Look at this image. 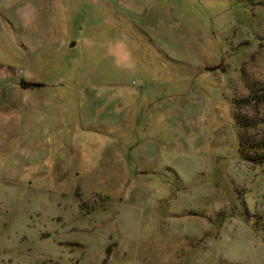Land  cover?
I'll use <instances>...</instances> for the list:
<instances>
[{"label": "rangeland", "instance_id": "obj_1", "mask_svg": "<svg viewBox=\"0 0 264 264\" xmlns=\"http://www.w3.org/2000/svg\"><path fill=\"white\" fill-rule=\"evenodd\" d=\"M247 82L264 0H0V264H264Z\"/></svg>", "mask_w": 264, "mask_h": 264}, {"label": "trees", "instance_id": "obj_2", "mask_svg": "<svg viewBox=\"0 0 264 264\" xmlns=\"http://www.w3.org/2000/svg\"><path fill=\"white\" fill-rule=\"evenodd\" d=\"M249 94L234 99V119L241 129L239 134V152L243 160L252 163H264V86L247 82ZM240 109L245 110L243 113ZM251 111V115L247 113ZM250 113V112H249ZM255 129L257 134H252Z\"/></svg>", "mask_w": 264, "mask_h": 264}, {"label": "water", "instance_id": "obj_3", "mask_svg": "<svg viewBox=\"0 0 264 264\" xmlns=\"http://www.w3.org/2000/svg\"><path fill=\"white\" fill-rule=\"evenodd\" d=\"M75 43V42H74ZM73 42H72V44H74Z\"/></svg>", "mask_w": 264, "mask_h": 264}]
</instances>
